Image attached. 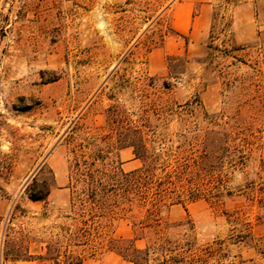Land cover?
<instances>
[{
    "label": "rangeland",
    "instance_id": "1",
    "mask_svg": "<svg viewBox=\"0 0 264 264\" xmlns=\"http://www.w3.org/2000/svg\"><path fill=\"white\" fill-rule=\"evenodd\" d=\"M173 1L0 0V264H53L4 253L65 244L76 151L129 171V143L189 171L134 242L150 264H264V0H212L201 45L170 28ZM34 181L44 201L28 197ZM99 222L108 235L83 264H132L108 243L133 238L129 221Z\"/></svg>",
    "mask_w": 264,
    "mask_h": 264
},
{
    "label": "trees",
    "instance_id": "2",
    "mask_svg": "<svg viewBox=\"0 0 264 264\" xmlns=\"http://www.w3.org/2000/svg\"><path fill=\"white\" fill-rule=\"evenodd\" d=\"M116 134L117 132L111 131L107 137ZM120 141L118 137L116 142ZM129 145L132 146L135 158L141 161L139 167L129 171H124L118 161L117 165L103 163L100 153L94 154L95 151H92L88 156L83 149L85 147H79L69 167L68 181L71 218L75 227L68 233L65 244L60 243L63 240L54 244L47 243L44 253L37 256L28 253L20 255L8 250L4 253V259H39L53 264H83L81 252L84 247H90V254L94 255L97 250L102 249L101 244L108 235V231L98 233L99 218L108 219L110 226L112 221L119 218L129 221L134 236L132 239L108 236L110 247H114L121 257L132 264H150L149 246L140 249L134 242L144 237L145 229L160 226V214L164 208L180 203L185 191L181 177L189 171L182 163L162 160L160 152L150 153L147 147H136L135 143ZM122 148L124 147H116L118 150ZM48 193L49 185L46 181H34L29 187L28 197L33 201H44ZM92 230L95 232L92 233ZM93 241L99 246L93 245ZM169 243L170 239L163 235L157 243L164 256L166 252L173 250L172 247L167 248Z\"/></svg>",
    "mask_w": 264,
    "mask_h": 264
},
{
    "label": "crops",
    "instance_id": "3",
    "mask_svg": "<svg viewBox=\"0 0 264 264\" xmlns=\"http://www.w3.org/2000/svg\"><path fill=\"white\" fill-rule=\"evenodd\" d=\"M213 11L212 0H174L168 8L170 28L178 37L187 38L190 44L201 45L210 33ZM259 17L264 23V4ZM164 49H169V43L164 44ZM149 67L154 68L151 62Z\"/></svg>",
    "mask_w": 264,
    "mask_h": 264
}]
</instances>
